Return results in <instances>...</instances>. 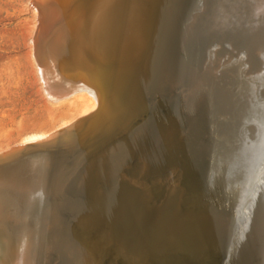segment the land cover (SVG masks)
<instances>
[{
  "label": "rangeland",
  "instance_id": "1",
  "mask_svg": "<svg viewBox=\"0 0 264 264\" xmlns=\"http://www.w3.org/2000/svg\"><path fill=\"white\" fill-rule=\"evenodd\" d=\"M48 1L0 0V152L31 135L49 134L75 122L89 113L96 97L102 96L98 81L84 63L89 20L86 10L77 8L82 0ZM245 65L248 59L244 51H235L226 55L223 68L214 71L223 84L226 105L220 103V107L199 112L194 118L189 115L186 125L170 116L160 117L162 124L179 131L177 145L181 148L174 158L151 161L149 167L139 156L125 163L119 149L130 138L131 129L124 130L120 122L99 131L81 146L45 145L20 153L6 177L2 180L0 176V199L5 203L0 217V263L15 264L19 260L23 264H65L70 260L66 264H225L226 253L190 259L175 250L147 255L127 252L121 240L112 244L114 228L103 216L79 209L69 212L65 207L68 202L95 196L103 187L121 182L138 192L145 204L151 196L166 197L178 187L183 200L242 214L248 198L264 192V64L256 70ZM184 79L186 82L188 77ZM152 113H146L144 120L149 122L153 114H162ZM218 173L222 175L220 181Z\"/></svg>",
  "mask_w": 264,
  "mask_h": 264
},
{
  "label": "bare ground",
  "instance_id": "2",
  "mask_svg": "<svg viewBox=\"0 0 264 264\" xmlns=\"http://www.w3.org/2000/svg\"><path fill=\"white\" fill-rule=\"evenodd\" d=\"M47 1L36 0V3ZM77 8L85 9L89 20L84 63L98 81L102 96L96 97L89 113L75 122L49 134L31 135L12 149L0 152L2 180L9 167L17 162L20 153L45 145L81 146L99 131L119 122L124 123V130L131 129L130 138L119 149L125 163L131 157L139 156L149 167L151 161L161 163L165 157L174 158V153L181 148L177 145L179 131L169 124H162L160 117L170 116L181 125H186L189 115L194 118L199 112L218 107L220 103L223 105L226 93L214 71L219 70L226 55L244 51L248 69L252 70L264 64V0H82ZM226 64L229 65V62ZM183 74L185 79L188 77L186 82L182 80ZM260 91L261 88L259 94ZM149 112L162 114L152 113L154 118L147 122L144 118ZM262 139L264 141V129ZM221 173H218L219 176ZM221 177L217 181L222 180ZM150 198V202L145 204L138 192L120 182L103 187L95 196L68 202L65 210L79 209L89 215L96 213L103 216L106 223L114 228L112 244L116 239L121 240L127 252L139 251L147 255L152 251L175 250L190 259L204 254L226 253L225 264H264V192L254 198L249 197L244 212L239 215L216 205L200 206L190 199L183 200L178 187L166 197ZM1 205L5 206L2 199L0 217L4 213ZM15 264H23V261L17 260Z\"/></svg>",
  "mask_w": 264,
  "mask_h": 264
},
{
  "label": "snow or ice",
  "instance_id": "3",
  "mask_svg": "<svg viewBox=\"0 0 264 264\" xmlns=\"http://www.w3.org/2000/svg\"><path fill=\"white\" fill-rule=\"evenodd\" d=\"M241 238H242V236H241Z\"/></svg>",
  "mask_w": 264,
  "mask_h": 264
}]
</instances>
